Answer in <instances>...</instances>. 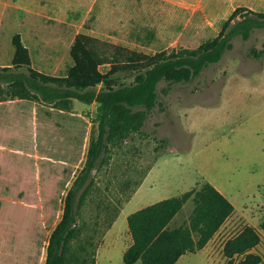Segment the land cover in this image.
<instances>
[{
    "label": "rangeland",
    "instance_id": "obj_1",
    "mask_svg": "<svg viewBox=\"0 0 264 264\" xmlns=\"http://www.w3.org/2000/svg\"><path fill=\"white\" fill-rule=\"evenodd\" d=\"M38 4V20L30 33H25L28 13L8 9L0 46L13 51L11 36L22 33L33 67L50 75L68 72L73 64L69 50L80 32L147 54L182 45L194 49L201 42L177 38L185 17L159 0H38ZM45 34L50 35L47 40ZM232 43L217 64L191 82H160L158 104L141 132L109 145L112 148L104 165L93 172L95 183L79 220L85 224L83 236L93 241L94 246L87 249L95 251V264L99 251L104 253L100 260L105 264H122L117 244L130 234L124 215L135 208L126 200L155 160L164 155L171 156L160 161L144 186L155 182L145 189L152 200L179 196L206 179L227 194L237 213L203 249L189 253L178 264H224V243L245 225L260 232L262 242L254 252L262 256L260 264H264V56H250L252 50H264V28L255 29L247 41L236 37ZM0 61H4L2 56ZM107 69V65L101 66L102 71ZM121 81L131 83L133 77L122 76ZM0 98H8L4 84H0ZM15 106L22 112L13 113ZM31 106L17 100L0 102V264H43L48 237L60 219L64 196L74 179H70L71 172L61 183H48V191L40 199L31 192L33 185L17 188L11 182L12 175L18 174L15 166L26 169L31 164L22 154L44 150L51 137L58 139L55 147H60L74 127L84 128L83 121L66 112L55 110L46 117L51 108L37 103ZM67 108L81 117L86 115L87 132L80 147H87L95 132L91 123L95 105L70 100ZM34 115L37 120H32ZM14 161L18 165L11 164ZM116 209L121 216L114 230V221L109 227L106 223ZM191 210L188 201L172 225L185 221ZM114 231L119 233L116 242Z\"/></svg>",
    "mask_w": 264,
    "mask_h": 264
},
{
    "label": "trees",
    "instance_id": "obj_2",
    "mask_svg": "<svg viewBox=\"0 0 264 264\" xmlns=\"http://www.w3.org/2000/svg\"><path fill=\"white\" fill-rule=\"evenodd\" d=\"M261 28H264V12L239 7L223 23L216 37L201 42L198 47L164 49L154 54L80 32L69 50L73 64L63 76L35 69L20 34L13 35L11 65L0 67V84L7 87L8 98H0V102L22 101L28 108L37 103L52 109L46 117L60 110L84 122L83 129H72L62 146L55 147L58 139L51 137L48 143L45 141L44 150L36 148L34 153L22 154L21 157L31 160L26 169L15 161L11 163L18 165L14 167L18 174L10 179L17 188L33 185L31 192L40 199L47 193L48 183H61L70 176L72 168L63 163L82 154L80 145L86 136L87 123L86 115L81 117L73 113L67 108L68 103L79 100L95 105L91 122L95 132L90 137L81 169L64 196L60 219L47 240L43 264H95V251L87 249L89 245L94 246L93 241L83 236L85 224L79 220L95 183L94 174L104 165L106 153L112 148L109 145L141 132L148 115L158 104L160 82L168 85L191 82L232 49L234 38L247 41L255 29ZM250 56L259 59L264 56V50H252ZM103 65L108 66L106 71L101 70ZM122 76L133 77V81L124 83ZM161 91L166 93L167 89ZM13 109V113L22 112L16 106ZM25 112L29 113V109ZM33 119L37 120V117L34 115ZM49 157L63 162L53 163ZM188 201L192 202L188 218L179 225H172ZM233 212V204L207 181L197 182L196 187L179 196L136 210L127 217L132 244L123 253L122 264L137 261L141 264H176L182 255L203 249ZM118 213L119 209L111 213L106 227L115 221ZM261 242L259 230L245 225L224 243V264H260L262 256L254 250ZM236 258H239L238 262Z\"/></svg>",
    "mask_w": 264,
    "mask_h": 264
},
{
    "label": "crops",
    "instance_id": "obj_3",
    "mask_svg": "<svg viewBox=\"0 0 264 264\" xmlns=\"http://www.w3.org/2000/svg\"><path fill=\"white\" fill-rule=\"evenodd\" d=\"M159 1L165 2L170 7L177 9L178 11H180L179 13H181L185 17L183 20V29L181 32H179L180 36H178L177 38L183 39V40H198L201 42L209 38L216 37L223 23L228 19L230 14L236 8L245 7L255 12H264V0H159ZM18 8H21V10L23 9L25 10L24 12L28 13V16H27L28 18L25 23L27 31L25 33L31 32L30 30L32 28V25H34L38 20V17H37L38 9H39L38 0H0V32H1V27H2V20L5 17L8 9L17 10ZM18 34H20L21 38L23 37L22 33H18ZM13 35L11 36V41H12ZM44 37L47 40L50 37V35L45 34ZM201 42H199L197 45H194L193 48L199 46ZM22 43L24 44L23 40H22ZM182 47L188 48L187 46H183V45ZM13 55H14V48H13V51H10L8 49L1 48L0 46V56L4 58L3 62L0 61V67L10 66ZM86 150H87V147H83L82 154L78 155V158L72 161L63 163V166H68L72 168V173H74V175L73 176L71 175L70 179L75 178V174L79 172V171L77 172L79 167L81 169V166L85 159ZM168 156H171V155H164V156L158 157L155 160L152 167L148 170V172L144 174L142 180L139 182L136 188H133L132 193L130 194L126 204L134 205L135 207L134 211L139 210L143 207H146L150 204H153L161 200L158 198H155V200H152L154 199L152 196H148L147 193L145 194V189L152 188L155 183L154 181H152L149 187L145 188L144 186L146 185V182L150 178V176H152V174L154 173L155 169L158 167V164L160 163V161L163 158H166ZM49 160L52 161L53 163L54 162L59 163V161H61V160L55 159V157H49ZM203 180L207 181L206 179H203ZM192 187H196V184L194 186L192 185L189 186L188 190L191 189ZM215 188L228 199L227 194L224 193L223 190L219 189L218 187H215ZM236 214L237 213L233 212L229 218H231L233 215H236ZM129 215L125 214L124 216L128 217ZM120 216H121V212L119 213L117 219L114 221L112 229L114 227V230H115V226ZM110 234H113L112 230L110 231V233L107 234L106 239H105L106 242ZM117 238H119V233L118 232L115 233L114 231L115 242L116 240H118ZM125 242H126V245L124 244ZM131 244H132V238L130 234L126 238V241L121 242V244L119 243L117 244L119 245L117 248H119V255L121 257L123 256V253L125 252V250ZM188 254L189 253L182 255L178 259L176 264H178ZM102 256H104V253L101 254L100 251L96 254L97 264H105L103 262V259L100 260V257Z\"/></svg>",
    "mask_w": 264,
    "mask_h": 264
}]
</instances>
